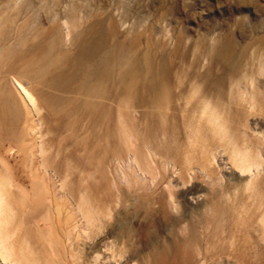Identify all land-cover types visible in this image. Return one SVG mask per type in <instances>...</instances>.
<instances>
[{
	"label": "bare ground",
	"instance_id": "obj_1",
	"mask_svg": "<svg viewBox=\"0 0 264 264\" xmlns=\"http://www.w3.org/2000/svg\"><path fill=\"white\" fill-rule=\"evenodd\" d=\"M76 25L63 21L77 52L56 55L22 50L25 27L0 16V264H264V90L244 73L226 101L197 80L172 94L137 50L83 42ZM64 70L77 82L56 122L67 136L46 142L38 87ZM108 83L118 106L104 121L91 98Z\"/></svg>",
	"mask_w": 264,
	"mask_h": 264
},
{
	"label": "rangeland",
	"instance_id": "obj_2",
	"mask_svg": "<svg viewBox=\"0 0 264 264\" xmlns=\"http://www.w3.org/2000/svg\"><path fill=\"white\" fill-rule=\"evenodd\" d=\"M13 1L0 0V16H17V25L25 27L28 42L22 50L41 44L42 48L54 49L56 55L64 50L73 55L77 49L71 41L63 40L66 35L63 21L70 25L75 21L72 37L80 36L81 41H93L96 46L102 42L105 48L112 47L111 53L115 55L123 45L137 50L146 78L154 76L169 81L172 94L197 80L201 84L199 95L210 94L226 101L231 81L244 73L253 77L258 89L264 90V74L260 73L264 69V0ZM66 74L64 70L49 77L54 79L57 89L38 87L46 92L45 110L41 114L46 142L67 136L66 131L56 127V122L60 107L70 106L68 99L73 96L63 95V89L70 90L77 82L73 83V77ZM115 89L108 83L100 91L99 100L91 98L104 107V121L117 109ZM139 106L142 105L138 102H130L126 107ZM83 111L71 116L78 128L86 127L90 121L88 110ZM254 114L264 123V111L257 109ZM51 123L53 127L48 132L47 124ZM228 171L223 169V184L219 187L226 186Z\"/></svg>",
	"mask_w": 264,
	"mask_h": 264
}]
</instances>
